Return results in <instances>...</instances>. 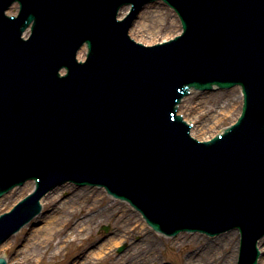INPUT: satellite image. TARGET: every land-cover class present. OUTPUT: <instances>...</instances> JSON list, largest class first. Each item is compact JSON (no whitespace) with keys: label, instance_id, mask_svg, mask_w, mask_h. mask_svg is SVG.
I'll return each mask as SVG.
<instances>
[{"label":"water","instance_id":"1","mask_svg":"<svg viewBox=\"0 0 264 264\" xmlns=\"http://www.w3.org/2000/svg\"><path fill=\"white\" fill-rule=\"evenodd\" d=\"M13 1L0 0V195L28 178L35 190L0 215V244L40 212L48 190L72 181L103 186L167 235L238 229L237 264H256L264 256L256 246L264 235V0H167L183 33L153 47L127 29L145 45L180 33L158 0H19V16L7 17ZM127 3L130 15L117 20ZM212 84L230 88L192 90L179 105L193 136L207 140L237 118L235 84L243 109L224 133L199 142L177 104L190 87Z\"/></svg>","mask_w":264,"mask_h":264},{"label":"bare ground","instance_id":"2","mask_svg":"<svg viewBox=\"0 0 264 264\" xmlns=\"http://www.w3.org/2000/svg\"><path fill=\"white\" fill-rule=\"evenodd\" d=\"M67 185L68 183H64L50 191L41 199L42 205H48L59 200V190L67 193ZM86 189H76L72 198L57 203L42 216L41 223L43 225L32 230L26 237L24 244L16 250L15 264H23L29 261L39 251H43V255H46L49 250L55 249L56 255V253L71 244L77 245V252L70 257L69 264H92V261L100 260L103 256L112 257L113 262L118 261L117 264H154L155 259L152 250L157 246L155 239L157 233L152 235L146 231L148 229L147 225L138 224L139 214L137 216L133 214L126 215L124 210L114 207L113 203L99 206V201H103L105 195L104 190ZM14 191L15 188L9 193ZM102 221L112 224L111 235L105 243L96 246L95 241L97 238L92 233L94 228ZM67 229L70 231L66 232ZM134 232L140 237L139 243L129 245L124 254L115 256L113 246L118 245L120 242H126L128 236ZM230 240L229 235L220 236L214 241L206 239L205 245L201 247L198 255L194 257L190 253L187 261H191L192 264H230L229 259L227 261L225 258L217 262L215 257L217 255L215 252L216 245L221 243L227 247ZM260 243L261 241H259L258 246ZM11 244L10 238H8L0 245V250H7L11 247ZM233 252L236 254L237 245L234 246ZM43 255L41 254L42 257ZM235 260L236 255L231 258V264H235ZM259 264H264V257L259 261Z\"/></svg>","mask_w":264,"mask_h":264},{"label":"rangeland","instance_id":"3","mask_svg":"<svg viewBox=\"0 0 264 264\" xmlns=\"http://www.w3.org/2000/svg\"><path fill=\"white\" fill-rule=\"evenodd\" d=\"M24 184L21 187H16L13 193H7L0 198V213L9 210L20 198H22L32 190L33 182L27 181ZM67 186H68L67 193L65 191L61 192L59 190V195H60L59 200L55 201L54 203H50L48 205H44V206L42 205V210L39 215L40 217L38 216L37 218L31 220L29 224H27L21 230H19V232L11 236L10 242L12 244L10 248H8L7 250L5 249L0 250V256L5 254L6 255L5 258L8 264H12V263L15 264L16 250L19 249L24 244L26 237L28 236V234H30L32 230L43 225V223H41L42 216H44L52 206H55L57 203L65 201L68 198H72L74 191L76 192V189L87 188L90 190L93 188L94 189L97 188V187L91 188L86 186L77 187L76 185L70 183H68ZM112 203L114 204L113 205L114 207H119L122 211L124 210L126 215L133 214L137 216L138 214L125 202L113 199L112 197L108 196L106 193L104 195L103 201L102 200L99 201V206L111 205ZM76 210L78 211L77 207ZM77 216L79 217V215ZM138 224L144 225V221L142 220L141 217L138 219ZM111 230H112V224L110 225L106 221H102L98 226H96L92 233L93 236L97 238L95 241V245L99 246L100 244L105 243V241L108 238H110ZM69 231H70L69 229L66 230V232ZM146 231L152 235L155 234V232H153L150 228H148ZM232 232L234 233H225L213 238L206 237L205 235L199 233H194V234L181 233L176 237H166L161 234L159 235L155 234L157 246H155V249L152 250L155 259L153 262L154 264H192L191 261H187V258L189 257L190 253H192L193 256L196 257L200 252L201 247L205 245L206 239L214 241L216 238L220 236L229 235L231 240L227 247L221 243L220 245H216L217 249L215 252L217 255L215 257L217 262L226 258L227 261L229 259V262L231 264V258L233 256L236 255V260H237L238 244H239L238 232L237 231H232ZM139 241H140L139 235L136 232L131 233L128 236L126 242H120L118 245L113 246V254L115 256L122 255L126 252L129 245L138 244ZM235 244L237 245L236 254H234L233 252L234 246H236ZM120 247H123V249L119 251ZM259 247H261L259 248V250L264 251V238L261 239V243ZM55 252H56L55 249L49 250V253L46 255H43V251L36 252V254L33 255V257L29 261L24 262L23 264H69L70 257H72L77 252V245L71 244L62 251H60L59 253H56V255ZM41 254L43 255V257L41 256ZM263 257L264 256L259 258L257 264H259V261L263 259ZM236 260H235V264H236ZM117 262H118L117 260L113 262L112 257L103 256L102 259L100 260L99 259L95 260V262L92 261V264H117Z\"/></svg>","mask_w":264,"mask_h":264}]
</instances>
